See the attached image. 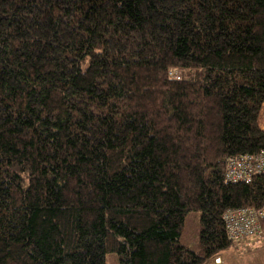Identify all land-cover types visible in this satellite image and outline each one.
I'll return each instance as SVG.
<instances>
[{"label":"trees","instance_id":"obj_1","mask_svg":"<svg viewBox=\"0 0 264 264\" xmlns=\"http://www.w3.org/2000/svg\"><path fill=\"white\" fill-rule=\"evenodd\" d=\"M263 106L264 0H0V264H210Z\"/></svg>","mask_w":264,"mask_h":264},{"label":"built area","instance_id":"obj_2","mask_svg":"<svg viewBox=\"0 0 264 264\" xmlns=\"http://www.w3.org/2000/svg\"><path fill=\"white\" fill-rule=\"evenodd\" d=\"M259 175H264V154L232 159L226 165L225 180L229 183H251ZM225 224L231 241L241 245L248 243L262 234L264 206L256 211L251 208L229 209L225 214ZM214 262L221 264L219 258Z\"/></svg>","mask_w":264,"mask_h":264},{"label":"rangeland","instance_id":"obj_3","mask_svg":"<svg viewBox=\"0 0 264 264\" xmlns=\"http://www.w3.org/2000/svg\"><path fill=\"white\" fill-rule=\"evenodd\" d=\"M261 130H264V106L260 111L258 118ZM241 244H234V247L228 251L222 252V264H264V239H255ZM247 243V244H246ZM108 256V264H112Z\"/></svg>","mask_w":264,"mask_h":264},{"label":"bare ground","instance_id":"obj_4","mask_svg":"<svg viewBox=\"0 0 264 264\" xmlns=\"http://www.w3.org/2000/svg\"><path fill=\"white\" fill-rule=\"evenodd\" d=\"M216 258H219V259L221 260V264H222V258H221L220 256H218V257H216ZM216 258H214L213 261H212L210 264H216V263L214 262V260H215Z\"/></svg>","mask_w":264,"mask_h":264}]
</instances>
